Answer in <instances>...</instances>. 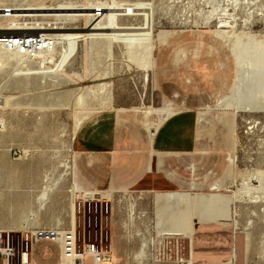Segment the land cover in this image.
Instances as JSON below:
<instances>
[{
	"label": "rangeland",
	"instance_id": "1",
	"mask_svg": "<svg viewBox=\"0 0 264 264\" xmlns=\"http://www.w3.org/2000/svg\"><path fill=\"white\" fill-rule=\"evenodd\" d=\"M99 2H105L109 10L98 23L87 16L55 19L43 14L37 20L18 18L20 27H34L41 22L46 27H92L89 32L104 35L71 42L45 71H40L37 62L27 64L28 71L20 66L25 73L15 77L10 73L15 65L0 70V85L6 83V88L17 94L2 109L0 197L20 189L12 182L15 178L23 180L24 187L37 186L43 175L56 178L62 173L64 163L68 168L59 195L64 191L68 194V214L69 189L73 184L79 188L69 168L72 157L68 143L82 118L99 110H121L135 116L145 127L154 128L164 116L165 105L173 101L169 114L181 109L202 110L231 126L234 146L229 158L234 162L229 166L226 161V174L234 181L239 179L233 199L238 198L239 206L247 208L245 224L251 222L243 228L246 244L240 263L264 264V230L255 232L256 237L249 241L257 222L264 227V180L260 185L249 183L256 173L264 179V78L260 80L264 75V0H0V11L69 4L82 8ZM102 85H106L105 92L98 94ZM234 87L238 88V100L250 96L258 103L241 101L234 105ZM250 89L258 94L253 97L247 92ZM148 109L153 112L149 114ZM12 151L19 154L14 156ZM16 165L22 167L18 170ZM33 174L36 184L30 183ZM246 184L254 192L245 193ZM229 186L223 191L230 190ZM160 196L157 195L159 210L175 215L179 212L186 227L180 232L188 238L191 207L199 205L196 200L200 196L181 194L185 199L180 204ZM52 202L48 209L64 210L62 200L53 198ZM132 208L130 218L135 211ZM35 225H23L20 213L12 211L0 217V229L34 231L38 230ZM199 236L196 232L192 241ZM132 238L131 243L122 241L119 253L136 256L142 248L143 256L149 259L145 242L134 235ZM39 240L29 250L30 264L31 260L34 264H58L57 241L48 237ZM228 240L225 251L232 253V239ZM146 260L124 259L116 264H150Z\"/></svg>",
	"mask_w": 264,
	"mask_h": 264
},
{
	"label": "crops",
	"instance_id": "2",
	"mask_svg": "<svg viewBox=\"0 0 264 264\" xmlns=\"http://www.w3.org/2000/svg\"><path fill=\"white\" fill-rule=\"evenodd\" d=\"M147 132L135 116L104 109L84 116L73 133L72 152L69 151L73 179L80 188L103 190L112 195L109 264L122 263L124 259L126 262L146 260V256L119 253L122 241L131 243L132 235L145 242L155 229H186L179 212L172 215L159 210L158 194L179 195L175 198L176 204L185 199L181 194L190 198L209 197L207 204L191 207L194 234L199 233V238L190 241L180 233L189 240L192 262L240 263L246 244L243 228L247 208L239 206L238 198L233 199L239 179L234 181L233 176L226 174V161L230 166L229 154L234 146L231 126L211 112L181 109L164 117L151 137ZM218 186H221L219 190ZM228 186L230 190L223 191ZM67 195L65 191L55 195L63 201L64 210L51 208L43 212L34 226L38 231L64 229L69 225ZM132 207L135 211L130 218L128 213ZM259 224L253 226L249 241L256 237L255 232L264 230ZM207 232L211 236L204 235ZM228 238L232 239V253L225 251Z\"/></svg>",
	"mask_w": 264,
	"mask_h": 264
},
{
	"label": "built area",
	"instance_id": "3",
	"mask_svg": "<svg viewBox=\"0 0 264 264\" xmlns=\"http://www.w3.org/2000/svg\"><path fill=\"white\" fill-rule=\"evenodd\" d=\"M98 9V8H97ZM5 12H9L6 10ZM97 13L100 10H96ZM0 48L25 59H35L41 52L54 48L52 36L47 33H20L0 37ZM4 63L0 60V69ZM12 76L24 75L14 67ZM17 94L0 85V111ZM3 121L0 119V131ZM14 156L18 151L11 152ZM72 196L69 225L56 228L58 237V264H109L112 255L110 192L93 188H78ZM51 234V233H50ZM41 238L38 231L0 229V264H30L29 250ZM178 233L154 230L145 241L151 264H194L189 240ZM233 260V259H232Z\"/></svg>",
	"mask_w": 264,
	"mask_h": 264
},
{
	"label": "bare ground",
	"instance_id": "4",
	"mask_svg": "<svg viewBox=\"0 0 264 264\" xmlns=\"http://www.w3.org/2000/svg\"><path fill=\"white\" fill-rule=\"evenodd\" d=\"M235 2V1H234ZM98 8V9H97ZM96 10H100L99 13L96 12ZM108 8L105 4V2H99L95 4L94 6H84L82 8H77L72 5H67V6H57V7H41V8H17V9H10L9 13L4 15L5 10L0 11V18H2V21L0 23V37L2 36H9L12 34H20V33H28V34H36V33H47L50 36H52L53 41H54V48H52L51 51L49 52H41L38 54V56L35 59H25L22 56H18L9 52H5L0 48V60L4 63V68L5 69L9 64L15 65V66H21L26 68L27 70V64L30 62H37L38 68H40V71H45L47 68L48 64H54L56 54H62L65 52L66 48L68 45H70L71 42L76 41L77 39H87V37H90L91 35H98L100 38L104 35L103 32L99 33H93L89 32V30H92L89 27H85L83 29H78L76 27H67V26H49L46 27L44 26L41 22L38 23L37 26L34 27H20L19 24L17 23L18 18L20 17H30L31 20H35L36 17H41L43 14L49 15L51 17H54L55 19L57 18H63L67 19L70 17H75V16H87V17H92L94 18V21L98 23L105 14L108 12ZM78 11H83V13H78ZM102 16V17H101ZM37 20V18H36ZM43 25V26H42ZM225 25H227L225 23ZM263 25V24H262ZM76 30H81V31H76ZM87 30V31H84ZM93 30H99V29H93ZM45 31V32H43ZM223 32V31H222ZM217 33V32H216ZM231 34V33H230ZM218 35V34H217ZM219 36V35H218ZM232 57L235 58V52L232 53ZM2 69V70H3ZM1 70V69H0ZM28 71V70H27ZM237 77V76H236ZM264 78V75L260 77V80ZM144 81L146 82V75H144ZM260 83V81H259ZM258 83V84H259ZM105 87L106 85H102L100 88V92L98 94H103L105 92ZM231 89V88H230ZM243 91V90H242ZM249 94L255 95L258 94V91L250 89L247 91ZM238 94V88L234 87L232 90V95L231 99L234 103V105H239V103L242 101H245L248 103V105H256L258 102L254 98L247 96L246 98L242 100H238L235 96ZM97 95V94H95ZM175 95L173 96L174 100ZM262 99L264 100V92L262 93ZM8 103H5L6 105ZM3 105V106H4ZM224 105V104H222ZM166 107L163 108L164 117H166L170 111L173 109V101H170L168 104L165 105ZM6 107V106H4ZM152 109H148V113H152ZM0 119L3 121V128L0 131V133L4 129V120L2 118V110L0 111ZM161 119V120H162ZM160 120V121H161ZM254 123V122H253ZM156 127L151 128V127H146L147 133L151 137L154 133ZM252 127H249L251 129ZM71 142L72 138L70 139L68 143V149L71 151ZM72 152V151H71ZM231 163L234 162V159L231 158L229 160ZM63 167L62 173H59V175L56 178H52L49 175L45 174L43 175V178L41 179V183L37 184V186H26L24 187V182L21 179H14L12 182L15 183L18 187H20L19 190H16L14 192L8 191V194L3 195L0 197V217L5 216L7 212H14V213H20V222L23 225H35L38 217L48 210V208L52 205V200L55 198V195H58L60 193V188H61V182L63 181V177L65 175V169H67L66 164H61ZM22 165H16V169H20ZM70 172L73 175V167H72V162L70 165ZM30 177V183L31 184H36L38 183L37 177L33 174ZM261 178L260 173H256L253 177V179L249 182H255L259 183L260 185L261 180H264ZM246 191L245 193H250L254 192V189L249 187L246 184ZM24 187V188H22ZM214 187V186H213ZM221 186H218V190L220 189ZM78 189L75 188V185L73 184L71 188L69 189L70 195L71 193L74 194L75 191ZM72 194V195H73ZM162 198H169L171 200L175 198H179V195H173V194H161ZM247 194H245L246 196ZM72 198V196H71ZM69 197V203H68V214L69 218H71V212H72V199ZM210 201L209 197L203 198V197H198L196 202L199 203L200 205L202 204H207ZM255 203V201H253ZM251 220V219H250ZM57 223H59V218L56 220ZM250 221L247 222L245 225H250ZM246 227V226H245ZM250 228V227H248ZM247 229V228H246ZM38 231V230H34ZM169 233H181L178 230H166ZM41 237H48L52 240H56L58 243V237L54 236L55 229L53 230H40ZM194 232V227L192 224L191 230L187 232V236L189 239H192V235ZM51 233V234H50ZM182 234V233H181ZM184 235V234H183ZM144 250L141 248L137 254V256H143Z\"/></svg>",
	"mask_w": 264,
	"mask_h": 264
}]
</instances>
